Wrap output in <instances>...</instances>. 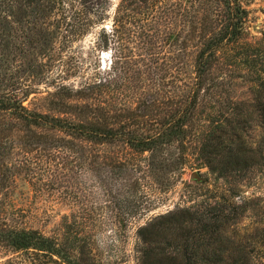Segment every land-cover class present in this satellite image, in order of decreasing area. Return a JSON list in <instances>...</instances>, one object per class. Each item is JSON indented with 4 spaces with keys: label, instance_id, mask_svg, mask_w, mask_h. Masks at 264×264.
<instances>
[{
    "label": "trees",
    "instance_id": "1",
    "mask_svg": "<svg viewBox=\"0 0 264 264\" xmlns=\"http://www.w3.org/2000/svg\"><path fill=\"white\" fill-rule=\"evenodd\" d=\"M109 1L0 0V72L7 71L1 64L5 60L18 55L49 56L57 42H72L96 24L102 25ZM61 9L69 13L61 15L57 12ZM247 15L241 0L119 1L112 24L100 29L99 44L111 51L109 70L124 60L120 66L124 75L130 53H134L131 44L136 43L135 49L143 48L149 56L161 45L175 46L178 65L185 64L186 56L192 54L189 81L177 83L172 91L157 89L163 105L159 117L153 116L159 99L151 89L135 101L134 108L108 109L100 97L108 96L124 78L110 73L75 89L59 86L55 94L60 98L83 101L57 103L62 113H74L78 108L76 119L30 111L7 92L0 93V113L12 115L28 129L46 127L64 133L66 137L58 139L69 144V149L77 140L83 157L93 146L121 143L140 157L147 154L148 174L157 170L172 174L182 168L186 150L192 146L217 179L228 184L233 179L242 181L264 166V38L262 45L243 43ZM222 67L231 68L233 76L240 68V77L250 85V100L220 99L214 89L221 87L223 79L215 71ZM159 79L155 82L164 87ZM214 94H219V99L213 98ZM206 95L219 103L218 109L214 105L210 110L202 108L200 100ZM195 125L199 127L194 132ZM139 127L144 131L134 129ZM252 128L259 132L255 144ZM172 147L177 151L172 152ZM129 163L127 159L115 161L119 168ZM225 190L227 195L169 210L139 226L137 264H264V199L243 198L237 203V186ZM76 241L65 245L37 230L0 223V242L13 250L31 252L37 259L56 257L61 264H94Z\"/></svg>",
    "mask_w": 264,
    "mask_h": 264
},
{
    "label": "rangeland",
    "instance_id": "2",
    "mask_svg": "<svg viewBox=\"0 0 264 264\" xmlns=\"http://www.w3.org/2000/svg\"><path fill=\"white\" fill-rule=\"evenodd\" d=\"M119 1H109L102 25L96 24L72 42H57L49 56L18 55L16 59L1 62L7 71L0 72V93L7 92L22 100L30 111L76 119L78 108L74 113H62L57 103L83 101L62 99L55 93L64 84L75 89L94 77L120 74L124 60L116 62L109 70L111 51L99 44L100 29L112 24ZM241 1L248 11L243 43L258 45L264 38V0ZM190 5L191 2L186 4ZM57 12L69 13L66 9ZM18 35L22 36L20 31ZM137 44H131L134 53H130L131 59L127 60V72L120 74L124 78L115 83L114 91L100 99L113 111L134 108L135 101L144 98L151 89L159 99L155 102L153 116L159 117L163 105L157 89L172 91L177 83L189 81L192 54L186 56L185 64L178 65L175 46L161 45L155 55L147 56L145 49H135ZM139 53L142 55H137ZM228 54V51L223 54L221 62ZM239 72L240 68L236 69L233 76L231 68L227 67L215 71L222 77L223 84L214 90L221 94L223 101L250 100V85ZM160 77L164 87L155 82H160ZM219 94H214L213 98L219 99ZM211 98L202 97V108L210 110L209 106L214 105L218 109L219 103ZM198 127L194 126V132ZM134 129L144 131L141 127ZM251 133L255 144L259 132L252 128ZM61 137L66 135L46 127L28 129L12 115L0 113V223L8 228L37 230L65 245L76 239V244L84 246L89 262L94 264H137V228L149 218L169 210L210 202L221 193L227 195L225 189L235 186L240 191L234 197L237 203L243 198L264 199V166L251 171L242 181L233 179L228 184L217 179L189 146L182 168L172 174L158 170L148 174L147 154L140 157L117 143L93 146L83 157L77 140H74L76 146L69 149V144L58 139ZM171 150L177 151L175 147ZM125 159L130 162L128 166L119 168L115 164L116 160ZM192 172H197L202 181L192 180ZM173 175V183L169 185L168 180ZM0 264L61 263L56 257L37 259L31 252L16 251L0 242Z\"/></svg>",
    "mask_w": 264,
    "mask_h": 264
},
{
    "label": "water",
    "instance_id": "3",
    "mask_svg": "<svg viewBox=\"0 0 264 264\" xmlns=\"http://www.w3.org/2000/svg\"><path fill=\"white\" fill-rule=\"evenodd\" d=\"M192 180H195L196 182H201L202 178L197 174V172H192L191 177Z\"/></svg>",
    "mask_w": 264,
    "mask_h": 264
}]
</instances>
